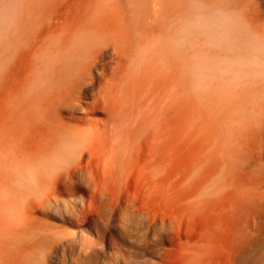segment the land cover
<instances>
[{"label":"rangeland","instance_id":"rangeland-1","mask_svg":"<svg viewBox=\"0 0 264 264\" xmlns=\"http://www.w3.org/2000/svg\"><path fill=\"white\" fill-rule=\"evenodd\" d=\"M118 1L125 0H109ZM161 1L172 5L176 0ZM179 2L182 21L196 0ZM201 2L264 36V0ZM11 3L10 11L21 13L22 21L0 36V264H264V81L232 85L218 80L194 95L187 71L192 49L182 48L179 82L170 77L165 82V66L164 77L152 76L151 83L134 76L136 84L149 81L143 98L132 90L121 93L126 97L122 107L129 106L125 110L132 115V121L122 123L131 148L127 157L111 161L100 154L109 147L107 140L94 146L86 140L93 147L88 151L89 144L67 138L92 125L113 127L97 93L115 65L111 49L99 55L91 71L75 74L83 91L67 80L62 87V75L46 66L59 60L71 66L83 55L81 40L90 37L89 31L79 32L69 41L76 47L66 44V55L54 58L49 33L65 25L77 31L90 14L100 15L103 2ZM92 27H98L96 34L104 31L102 25ZM141 61L148 74L155 73L154 61ZM103 67L108 76L101 73ZM44 83L46 88L40 87ZM91 96L101 100L94 104ZM82 148L88 152L79 161L75 152ZM72 158L78 160L75 165Z\"/></svg>","mask_w":264,"mask_h":264},{"label":"bare ground","instance_id":"bare-ground-1","mask_svg":"<svg viewBox=\"0 0 264 264\" xmlns=\"http://www.w3.org/2000/svg\"><path fill=\"white\" fill-rule=\"evenodd\" d=\"M101 3H102V5L104 4V8L102 6V10L101 11H99V9H101V7L98 8V11H99L98 13L100 15L90 14L89 17H88L87 23L84 26H82V28L77 29V31L73 27H70V26L68 27V26L65 25L64 27L57 26L56 27L57 29L54 32L49 33V34H52L50 36H51L52 45H54L53 46L54 49L52 48L53 49V51H52L49 48V50H51V51L49 52V50H48V52L54 58V56H56V55L58 56V55L64 54V53L66 55V52L68 51L66 49V44H69L70 46L73 47V45L75 43L70 44L69 41H71V40H73L75 38L77 39L78 35H79L78 34L79 32H85V31L88 32L89 31L90 37L88 35H86V37L82 38V40H81L82 43L85 42V44H86V47H84V48H86L84 50L85 52L83 51L85 54L81 50L78 49L80 51L79 53L82 52V54L84 56L79 54L77 56L78 60L76 62H74V60L71 58L73 60V63H72L71 66L70 65L68 66L67 60L65 61L67 66H64V63L62 64V61H63L62 59L64 58V56L61 59L62 61H60L58 59L59 61H55L53 64H47L46 66L48 68H50V70L52 72L51 74H55V72H56V75L57 74H58V76L62 75V76H60L61 77L60 78V82L62 84V87H65L63 85L67 84V82H65L67 80V81H69L68 84H67V85H69V87L72 84L74 86V88H76V89L79 88L80 90L83 91L82 86H81L82 84H79V82L81 80L79 82H76L78 80V79L76 80V77L82 74V73L81 74H78V73H80V71H82V72L85 71L86 73L91 71L92 68H93L94 63L97 62L99 55H102L104 51H107L108 49H111V52L116 57L115 65H114V67H112L113 69H111V74L109 76H108V74L105 73L106 72L105 71L106 68L105 67L102 68L101 73H105L108 76V81L102 87H99V91H97V93L99 92L98 95L102 99V102H103V105H104L103 108H104L106 114L108 116H112L111 117L112 121L109 118L108 119H109V121H111L110 124L111 123L113 124V127L108 129L107 128L108 125L106 127H104L105 125L103 127H100V126H97V125H92V126L88 127L87 129L79 131V132L72 131L73 133L72 132L70 133L72 135V137L70 138V136H69L67 138L71 139V140L73 139L72 140V144L75 143V141L77 142V144L86 145L85 147H87V145L89 144L88 145L89 148L87 147V149H89L88 151H91V148L93 149L92 146H94L96 142L99 143L98 141L102 142V140H103V144H104L105 143L104 141L107 140L109 143L107 142V144H106L107 146H105V147H108V146L109 147L107 149L105 148L104 150L102 149L103 152H100V154H102V153L104 154L105 153V154L108 155V157L110 158L111 161H117V160L121 159L120 156L126 155L130 151V148H131L130 139H129L130 134L128 135V133L124 131V129L122 128V123L124 124L123 121H125V120L128 121V122L132 121V115L130 116V113H129L130 111L128 112L129 114H127V112H126L127 110H125L129 106H126V108L122 107V106L125 105V104H122V103H124L123 100L126 97L123 98L121 93H123L124 96H125L126 94H128V91L132 90L133 92L131 91V93L136 94L135 95L136 97L137 96H138V98H139V96L141 97V95L144 94V91L146 90L145 87H146V85H147V83L149 81L147 83L146 82H142L143 83L142 85L139 84V82H138L139 85L136 84L135 81H138V78H140V77L142 79L145 78L144 79L145 81H147L146 80L147 78L148 79L150 77L152 78V76H153V78L154 77L157 78L158 75L160 76V78H161V76L164 77L165 73H164L163 68H165V66H166L165 72H168V74H169V75L167 74L168 75L167 78H166L167 75H165V78H163V79H166L165 82H167V79L169 77H170L169 79L172 78V79H175V81L176 80L178 81V79L180 80V77L183 75V74H181V71H183L182 67L184 66L183 65L184 63L182 64V61H181L182 60L181 59L182 58V56H181L182 48L178 47L174 43L175 38H176L177 27L179 25V22L182 19L181 18V3L179 2V0H176L174 2V4H172V5L163 4L161 0H125L123 3L118 1V3L116 2L115 4L109 2V0H101ZM157 4H159V8L156 10L155 8H156ZM123 6L126 8L125 11H124V9H122ZM113 9H115V10H113ZM95 10H93V11H95ZM112 15H115V17L117 16L116 17L117 21H116V19L112 20L113 19ZM95 24H99V26L102 25L104 27V31H101V32L96 34L93 31V29L96 28V27H94V28L92 27V25L94 26ZM96 29H98V27ZM262 31H260V32L264 33V31L263 32ZM83 36L81 35V37H83ZM61 37H64V39H62ZM53 38H55L54 42L52 40ZM63 40H65V41L63 42ZM71 42H73V41H71ZM76 44L74 45L75 47H76ZM85 44L84 45L82 44V45L85 46ZM69 45H67V46H69ZM67 48H69V47H67ZM77 48H78V46H77ZM77 48H75V49H77ZM84 48H81V49H84ZM65 49H66V52H64ZM42 53L44 54V52H41V54ZM69 53H71V51L68 52V55H69ZM45 54H47V53H45ZM51 56H49L50 59L52 58ZM45 57H46V55H45ZM74 59H75V57H74ZM140 59L142 61H147V62L154 61L153 64H155L154 68L156 69V71H155L156 74L152 70L151 72H153L154 75H153V73H152V75H150L151 73L148 74L149 71H146L145 68L142 67L144 65L139 66L141 64L139 63V65H138L137 62ZM68 61L71 62V60H69V59H68ZM41 63H42V65H41L42 69H45V67H46L45 66V58H44V60L41 59ZM150 64L153 65L152 62ZM148 66H146V67H148ZM54 67H56V69H54ZM75 74L76 75L78 74V75L76 76ZM147 74L149 75V77L147 76ZM136 75H139L138 78H135V77H137ZM155 75H157V76H155ZM52 76H55V75H52ZM58 76H56V79H59ZM107 76H106V78H107ZM49 78H51V77H49ZM151 78H150V83H151V81L152 82L154 81V80H151ZM160 78H159V80H160ZM141 80H140V82H141ZM144 80H142V81H144ZM58 81L59 80H57L56 82H58ZM263 81H262V83H263ZM60 82L58 84H60ZM159 82L160 81H158V83ZM163 83L164 82H162V84ZM44 84L45 85H41L40 84V87H45L46 83H44ZM50 84L52 85V83H50ZM155 84L152 85V88L155 87L154 86ZM169 85H171V83ZM159 87H160V85H159ZM159 87L156 84V89H158ZM162 87L164 89V86H162ZM262 87H264V85ZM52 89H54V88H52ZM52 89H51V92L54 91V90L52 91ZM263 89L264 88H262V90ZM164 91H165V89H164ZM261 92L263 93V91H261ZM93 93H95V92H93ZM157 94H159V93H157ZM130 96H132V97H130ZM130 96H127L128 100H129V97L132 98L131 100H134L135 102L140 99V98L137 99L133 94L130 95ZM133 96L136 98V100L134 99ZM260 96H261V93H260ZM100 98H95L94 97L93 98L94 101L92 103L97 104ZM121 98H123V100H121ZM141 98H143V96ZM262 98L263 97H261L260 100H262ZM147 99H148V97H147ZM150 100L152 101L151 98H150ZM125 101H126V99H125ZM142 101H143V99H142ZM144 101H146V99H144ZM119 103H121L120 107H119ZM146 103H148V100L146 101ZM136 104H137V102H136ZM142 104H143V102H142ZM132 105H134V104H132ZM133 112H134V110H133ZM249 117H251V116H249ZM134 118L137 119L136 117H134ZM136 121L137 120H135L134 123ZM49 122H52V121H49ZM127 126L129 127V125H127ZM86 140L87 141L91 140L90 142H92L91 143L92 146H90L89 142L87 144ZM78 141H80V142L78 143ZM70 147H69V149H70ZM94 149L96 150L95 147H94ZM80 150L76 151V152H75V150L73 151V152L76 153L75 156L77 155L75 158L77 159V157H78L79 161L82 160V156L84 154L83 151H86V150L83 149L80 152ZM95 150H93V152ZM88 151H86V152H88ZM58 152H60V151L58 150ZM64 153H66V152H64ZM97 153L99 154V152H97ZM67 156H69L68 153H67ZM126 157H127V155H126ZM75 158H74V160L72 158V162L75 161L73 163L74 165H75V163L78 162V160L76 161ZM62 159H63V157H62ZM79 164L80 163H78V165ZM94 164L97 165L98 163H94ZM74 165H72V166H74ZM91 166H93V165H91ZM74 167H76V166H74ZM92 168H94V167H92ZM93 170H95V168ZM95 171L98 172V170H95ZM71 172L72 171H70V173ZM85 172H86V170H85ZM92 174H96V173L95 172L91 173L90 177L92 176ZM62 175H63V173H62ZM62 175L59 174V172H58V176L61 177ZM51 177H52V175H51ZM60 177H58V178H60ZM90 177L88 175L87 178L89 179ZM54 184H56V182ZM80 184H81V186H83L82 183H80ZM53 186L54 185H52V187ZM139 224H140V222H139ZM141 224H143V223H141ZM137 226H138V224H137ZM125 231H126V229H125ZM125 233H124V235H127V233H131V232H128V230H127V233L126 234ZM50 240H52V238ZM50 240L47 239V241H49V242H50ZM45 242H44V244H45ZM49 242L48 243L46 242V243L50 245ZM55 242L59 243L57 241H55ZM38 244H42V243L38 242ZM38 244H37V248H38ZM41 246L43 247V245H40V247ZM45 246H46V244H45ZM45 246H44V249H42V247H41L42 251H44V252L46 251V247L47 248L49 247L48 245L46 247ZM50 246H53V245H50ZM48 249L52 250L53 248L49 247ZM37 250H39V249H37ZM37 253L39 254L40 252H37Z\"/></svg>","mask_w":264,"mask_h":264},{"label":"clouds","instance_id":"clouds-1","mask_svg":"<svg viewBox=\"0 0 264 264\" xmlns=\"http://www.w3.org/2000/svg\"><path fill=\"white\" fill-rule=\"evenodd\" d=\"M11 7V0H0V36L12 33L22 21V14L11 12ZM174 43L192 49L187 71L194 95L218 80L232 85L264 80V36L201 0L179 22Z\"/></svg>","mask_w":264,"mask_h":264}]
</instances>
